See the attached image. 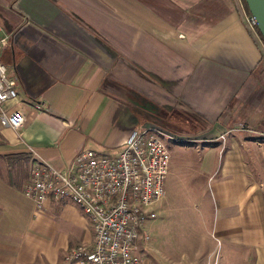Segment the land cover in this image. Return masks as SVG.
Here are the masks:
<instances>
[{
	"label": "crops",
	"instance_id": "0c3cea01",
	"mask_svg": "<svg viewBox=\"0 0 264 264\" xmlns=\"http://www.w3.org/2000/svg\"><path fill=\"white\" fill-rule=\"evenodd\" d=\"M117 5L0 0V25L9 35L1 61L16 79L25 114L17 132L0 126V264H66L71 247L91 241L75 205L37 210L24 196L30 163L63 170L83 149L117 150L143 125L136 113L149 108L187 113L218 142L192 149L197 159L187 164L189 181L202 188V224L191 230L200 264H264V142L254 141L264 138V61L241 0ZM156 9H168L175 24ZM189 23L202 25L194 32ZM113 38L125 42L119 47ZM117 66L136 85L120 80ZM236 124L250 133L233 132ZM229 130L222 146L217 138ZM172 161L165 196L154 207L157 223L169 206L168 178L182 168Z\"/></svg>",
	"mask_w": 264,
	"mask_h": 264
},
{
	"label": "built area",
	"instance_id": "2783aa9c",
	"mask_svg": "<svg viewBox=\"0 0 264 264\" xmlns=\"http://www.w3.org/2000/svg\"><path fill=\"white\" fill-rule=\"evenodd\" d=\"M249 27L257 34L264 61V42L254 18ZM9 40L0 25V126L20 130L25 122L16 79L9 76L1 61ZM19 104V105H18ZM41 109L40 105H36ZM237 131L250 132L242 124ZM225 135L218 140L224 145ZM176 137L153 125L134 128L117 150H81L63 170L32 161L29 180L22 193L37 210L48 203L75 205L86 217L92 242L77 245L65 256L66 264H141L140 246L149 240L146 225L154 207L164 198L170 165L169 142Z\"/></svg>",
	"mask_w": 264,
	"mask_h": 264
},
{
	"label": "rangeland",
	"instance_id": "374dc122",
	"mask_svg": "<svg viewBox=\"0 0 264 264\" xmlns=\"http://www.w3.org/2000/svg\"><path fill=\"white\" fill-rule=\"evenodd\" d=\"M101 1L106 5L109 6L111 5L110 7L112 9L117 10L119 8L117 5V0H101ZM162 1L166 2L167 0H162ZM156 10L161 15L166 17L170 22L175 24V22L171 20L169 16H167L166 14L167 12L170 13L168 9L163 12L162 11L160 12L158 9ZM190 24H191L190 27H193L192 29L194 30V32L195 30L197 31L198 27L202 25L200 23H196V24L189 23V25ZM146 25L150 27V24H148V22ZM117 30H120L119 27H117ZM111 42L114 45H119L120 43L121 44L124 43L125 40H122L120 38H113L111 39ZM116 74L120 80L127 82L129 84L136 85V82L138 81L128 72L122 70L120 66H117ZM170 120L173 119L170 118ZM197 123H199V121H197ZM148 124L156 126L160 130L167 132L168 134L176 137L175 138L176 141L173 142L168 141L171 152L170 161L173 160L172 163L174 166L176 167L180 166L182 168L181 169L178 168V170L175 168L174 173L171 175V177L168 178L170 184L169 192H168L169 206L167 208L166 215L163 216L161 222L157 223V221H160L159 219H161V216L155 213L154 211V217H151L146 225V231L149 235V240L148 242L140 246L141 264H200L201 247L200 245L197 246L194 245L193 237L191 235V230L192 228L197 230L196 224H198L199 227H201L202 224L201 216H199V208L202 198V188H201V184L198 183V180H196L195 183L189 181V176L192 173H189L190 169L187 167V164L189 162L196 161L195 159H197V155L193 154L192 153L193 151L191 150L192 149L201 150L202 147H200V143L203 141H212V139H208L204 137L205 130L198 131L201 130V128L196 126L193 129H190L189 128L190 125L187 126L186 123L183 124L176 123V125L173 126L171 125V127H166V128L160 127L153 123L152 124L147 123L145 125ZM236 125H233V127L231 128L233 132L237 131L236 129H234ZM242 125L244 126L245 129L247 128L248 130H250L246 125L244 124ZM188 130H193V132L187 133ZM231 130L222 133L225 135L224 140H222L224 144L226 143V140L230 137L229 134L231 133L230 132ZM238 132L246 133V134L250 133L241 130ZM180 141L196 142V144L198 145L196 146L187 145L186 147H190V148H185V147L183 148L186 150H190L187 152L179 148L180 147L179 145H181L179 143ZM29 172H30V168H29ZM28 180H29V175H28ZM194 203L195 205H193ZM83 217L86 219L84 215ZM155 223L156 225L153 227V224ZM196 236L198 237V239L201 238V228H198V233L196 234ZM91 242L92 239L89 243ZM89 243H85L81 245H87ZM191 257L196 258V261L193 263L190 262L189 260Z\"/></svg>",
	"mask_w": 264,
	"mask_h": 264
},
{
	"label": "trees",
	"instance_id": "16d2710c",
	"mask_svg": "<svg viewBox=\"0 0 264 264\" xmlns=\"http://www.w3.org/2000/svg\"><path fill=\"white\" fill-rule=\"evenodd\" d=\"M242 5L244 7V10L246 13L249 15L248 10L246 8V5L243 0H241ZM258 33V31H257ZM259 35V33H258ZM260 36V35H259ZM261 37V36H260ZM262 39V38H261ZM147 109V108H146ZM136 115L140 118L139 122L144 124L147 123H153L156 124L160 127H171V125H176L178 124H183L186 123L187 126H189L190 129H193L195 126L201 128V130L198 131H203V127L201 126L200 122L197 123V120L194 119L191 115H188L187 113L176 111L174 109L172 110H166L165 108H158L157 112L151 111V109H148V112H144L143 114L136 113ZM173 119V120H170ZM197 123V124H196ZM183 131V130H182ZM193 132V130H188L187 133ZM254 141H262L264 142V138H254ZM181 145H188V146H196V142H191V141H180L179 142ZM200 145H205V146H216L218 145L217 141H203L200 143Z\"/></svg>",
	"mask_w": 264,
	"mask_h": 264
},
{
	"label": "water",
	"instance_id": "95a60500",
	"mask_svg": "<svg viewBox=\"0 0 264 264\" xmlns=\"http://www.w3.org/2000/svg\"><path fill=\"white\" fill-rule=\"evenodd\" d=\"M249 15L254 18L256 29L264 42V0H243Z\"/></svg>",
	"mask_w": 264,
	"mask_h": 264
}]
</instances>
